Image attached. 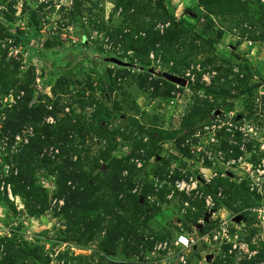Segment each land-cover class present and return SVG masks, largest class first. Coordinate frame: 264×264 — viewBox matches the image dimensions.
I'll return each instance as SVG.
<instances>
[{
	"label": "rangeland",
	"instance_id": "1",
	"mask_svg": "<svg viewBox=\"0 0 264 264\" xmlns=\"http://www.w3.org/2000/svg\"><path fill=\"white\" fill-rule=\"evenodd\" d=\"M0 264H264V0H0Z\"/></svg>",
	"mask_w": 264,
	"mask_h": 264
},
{
	"label": "built area",
	"instance_id": "2",
	"mask_svg": "<svg viewBox=\"0 0 264 264\" xmlns=\"http://www.w3.org/2000/svg\"><path fill=\"white\" fill-rule=\"evenodd\" d=\"M197 182H194L192 181V179H190L189 183L187 182H177L175 184V188L176 190L179 192V193H192V192H196L197 194ZM220 197V194L217 195V198ZM216 198V196H215ZM204 202H205V205L206 207L208 208V211L209 213H212L211 216H215L214 214V206H215V199L212 198L211 196H205L204 197ZM222 236H224L225 240H229V237H230V233L226 230V229H222ZM237 238L233 239V249H238L239 251L241 252H248V249L246 247V245H244L243 243L241 242H237ZM193 244V240L192 238H190L189 236L185 235V234H179V236H176L175 239H174V242H173V245L176 246V247H179L181 249H189ZM180 262H184L183 259L180 260Z\"/></svg>",
	"mask_w": 264,
	"mask_h": 264
},
{
	"label": "water",
	"instance_id": "3",
	"mask_svg": "<svg viewBox=\"0 0 264 264\" xmlns=\"http://www.w3.org/2000/svg\"><path fill=\"white\" fill-rule=\"evenodd\" d=\"M111 62L114 63V64H120V63H119L118 61H116V60H112ZM164 78H165L168 82L175 83V84H181V85H183V86L185 85V82H184L182 79L177 78V77H175V76L164 75ZM211 214H212V213H209V215H207V218H209Z\"/></svg>",
	"mask_w": 264,
	"mask_h": 264
},
{
	"label": "trees",
	"instance_id": "4",
	"mask_svg": "<svg viewBox=\"0 0 264 264\" xmlns=\"http://www.w3.org/2000/svg\"><path fill=\"white\" fill-rule=\"evenodd\" d=\"M150 73V72H149ZM157 77H161V75H156Z\"/></svg>",
	"mask_w": 264,
	"mask_h": 264
}]
</instances>
